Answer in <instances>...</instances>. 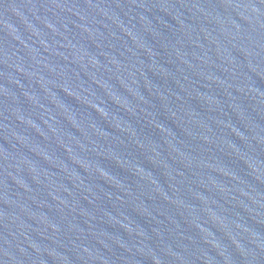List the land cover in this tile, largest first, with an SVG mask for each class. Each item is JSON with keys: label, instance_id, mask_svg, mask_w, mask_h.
Masks as SVG:
<instances>
[{"label": "water", "instance_id": "water-1", "mask_svg": "<svg viewBox=\"0 0 264 264\" xmlns=\"http://www.w3.org/2000/svg\"><path fill=\"white\" fill-rule=\"evenodd\" d=\"M0 264H264V0H0Z\"/></svg>", "mask_w": 264, "mask_h": 264}]
</instances>
